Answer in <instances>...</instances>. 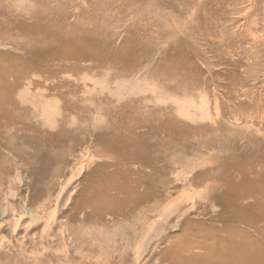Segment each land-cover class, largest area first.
<instances>
[{
	"label": "rangeland",
	"instance_id": "374dc122",
	"mask_svg": "<svg viewBox=\"0 0 264 264\" xmlns=\"http://www.w3.org/2000/svg\"><path fill=\"white\" fill-rule=\"evenodd\" d=\"M0 42V264H264V0H0Z\"/></svg>",
	"mask_w": 264,
	"mask_h": 264
},
{
	"label": "bare ground",
	"instance_id": "6f19581e",
	"mask_svg": "<svg viewBox=\"0 0 264 264\" xmlns=\"http://www.w3.org/2000/svg\"><path fill=\"white\" fill-rule=\"evenodd\" d=\"M5 1H6L7 3H9L10 5H11V3H16V0H5ZM0 43H1V42H0ZM16 46H17V45H16ZM18 47H19V46H18ZM28 89H29V88H28ZM21 93H22V92H21ZM23 93H25V92L23 91ZM29 94H30V93H29ZM113 94H114V93H113ZM23 95H24V94H23ZM26 97H28V95H27ZM28 98H29V97H28ZM26 99H27V98H26ZM29 101H31V100H29ZM25 103H26V102H25ZM43 110H44V109H43ZM39 111H40V110H39ZM21 117H22V116H21ZM5 136H6V135H5ZM76 175H77V174H76ZM70 181H71V180H70ZM70 181H69V183H70ZM152 211H153V210H152ZM163 213H164V212H162V214H163ZM156 214H157V213H156ZM144 216H146V215H144ZM139 221L143 224L141 228L139 227ZM146 221H147V218H146V217H145V218L142 217V216L139 217V220L137 221V222H138V223H137V226H135V228H136V227H139V228H140V230L138 229L139 233H140V232H143V233H144V232L146 231V232H145V235H148V234H149L148 232L150 231V229L147 228V229L145 230V226H144V225H145ZM158 221H159V215H158L157 218H155L153 221H151V222H150L151 224H149V225L152 226V227H154V224H156ZM150 226H149V227H150ZM146 227H147V226H146ZM144 230H145V231H144ZM139 233H138V236H139ZM143 236H144V235H143ZM143 236H142V237H143ZM143 238H144V237H143ZM142 240H143V239H142ZM148 242H149V241H148ZM141 245H143V243H142ZM139 247H140V245H139ZM134 253H135V252H134ZM136 253H138V252H136ZM114 254H115V253H114ZM118 254H119V253H118ZM140 254H141V253H140ZM111 255H112V254H111ZM138 255H139V254H137V256H138ZM118 256H119V255H118ZM134 257H135V256H134ZM110 258H111V257H110ZM118 258H119V257H118ZM114 259H115V258H114ZM135 259H137V257H136ZM135 259H134V260H135ZM138 259H139V256H138ZM121 260H122V259H119V261H121ZM111 261H112V260H111ZM135 261L138 262L137 260H135Z\"/></svg>",
	"mask_w": 264,
	"mask_h": 264
}]
</instances>
